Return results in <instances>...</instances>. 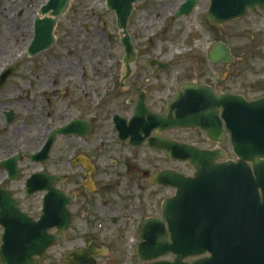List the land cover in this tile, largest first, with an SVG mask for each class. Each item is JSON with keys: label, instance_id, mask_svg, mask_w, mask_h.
Masks as SVG:
<instances>
[{"label": "water", "instance_id": "95a60500", "mask_svg": "<svg viewBox=\"0 0 264 264\" xmlns=\"http://www.w3.org/2000/svg\"><path fill=\"white\" fill-rule=\"evenodd\" d=\"M146 0H107L106 8L114 11L117 26L124 45L125 78L134 71L138 57L132 36L128 32L130 18L136 5ZM196 0H188L180 6L179 16L189 15ZM72 0H48L39 10L34 22V41L29 47V56L54 48L55 31L61 17L70 9ZM224 8L217 11L216 5ZM264 9V0H218L210 11L211 23H223L242 18L248 8ZM212 61L224 64L232 60L231 51L224 43L212 50ZM150 65H159L160 70L169 66L152 60ZM10 70L1 82L11 75ZM186 93L171 103L166 116L149 109L145 93L139 96L136 114L130 124L123 120L119 125L120 138L126 141L129 135L139 147L149 139L151 147L164 150L172 159L187 162L195 176L183 175L175 170H162L152 175L155 185L175 189L174 196L164 201L162 219L144 221L142 242L137 247L143 264H264V97L258 101H247L242 96H214L210 89L204 91V102L194 106L200 99L196 88L185 85ZM208 90V91H206ZM190 109H186V108ZM223 110L219 116V110ZM176 111L177 116L174 117ZM198 113V114H197ZM119 119V117H118ZM118 124H120L118 122ZM200 127L214 141H224L230 134L237 161L228 160L226 151L201 150L186 143L176 142L161 133L173 128ZM156 131L159 136H152ZM144 133V137L142 134ZM60 206L61 225L64 233L69 228L71 214L69 201ZM52 213V209H47ZM48 227L32 231L25 243L18 247L8 244V233L3 236L1 248L3 264H37L46 250L62 236H49ZM29 234V232H25ZM173 261L162 260L166 256ZM69 264H95L87 251H76L65 258ZM190 259H194L190 262Z\"/></svg>", "mask_w": 264, "mask_h": 264}, {"label": "rangeland", "instance_id": "374dc122", "mask_svg": "<svg viewBox=\"0 0 264 264\" xmlns=\"http://www.w3.org/2000/svg\"><path fill=\"white\" fill-rule=\"evenodd\" d=\"M47 1L0 0V71L2 68L14 67L12 82L22 91L28 88V83L35 86L27 92L34 101L40 99L44 82L55 79L67 87L73 81L74 90L78 97H82L85 116L91 113L92 105L97 106V101L101 104L98 107L101 131L112 112L131 108L128 99L137 102V96L142 92L146 94L147 104L152 110L165 112L171 103L172 93L185 80L194 78L200 82H214L218 73L217 76L224 74V84L228 86L248 82L255 79L256 75L264 77L262 50H258L261 53L257 61L253 62L249 61V51L237 49L236 63L223 69L213 68L206 61L209 49L217 40L225 41L235 48L236 45L249 41L240 38L246 39L251 32H261V26L251 29V20L245 18L240 22L225 24L220 27L219 32L215 30L210 33L204 18V5L197 13L198 17L191 14L189 17L176 19L177 4L183 0H146L135 6L128 32L132 36L138 57L133 74L128 79L125 78L124 46L120 42L122 36L117 26V17L114 11L107 10V0H72L69 11L57 23V42L54 48L32 58L28 56V47L34 40L33 24ZM152 60L171 66L160 71L158 67L150 65ZM237 70L243 74L236 73ZM242 94L248 96L252 92L248 90ZM167 135L179 137L181 141L193 140L185 131L179 133L174 130ZM200 143L203 141L200 140ZM107 147H104L103 159L98 161L104 170L106 201H113L115 207L121 203L125 212L124 220L128 215L127 210L131 205H136V201L140 204L147 202L150 206L148 213L160 217L164 201L173 196L174 192L166 187L151 188L147 185L146 188V182L133 175L129 179L124 178V158L115 150L106 149ZM222 149L229 152V158L236 159L231 144ZM141 155L139 164H146L152 172L164 169H174L187 175L193 172L187 163L172 161L164 153L151 150L146 154L141 152ZM117 212L120 213L118 210ZM100 219L101 217L87 219L85 223L99 232L105 243L109 244L106 235H118L115 229L122 236L117 238V242H110V252L99 258V264H140L136 244L128 231L123 229L125 223L115 227L109 224L110 231L113 232L108 234L104 233L106 223H97ZM67 236L68 239L61 243L63 249L54 248L50 251L48 260L38 264H68L63 256L76 244L81 245V242L77 240L73 243L76 237L74 232H68Z\"/></svg>", "mask_w": 264, "mask_h": 264}, {"label": "flooded vegetation", "instance_id": "af4514ba", "mask_svg": "<svg viewBox=\"0 0 264 264\" xmlns=\"http://www.w3.org/2000/svg\"><path fill=\"white\" fill-rule=\"evenodd\" d=\"M214 1L217 2L218 0H196L192 12L189 13V15L196 14L197 16L201 6L204 5V18L210 33H214L215 30L219 32L220 27L225 24L240 22L245 18L251 20V29H254V26H261L262 30L257 33L251 32L250 36H246V39L240 38L243 41H249L245 44L236 45L235 48L224 41L231 51L232 63L224 64L221 61H212V50L216 45L222 43L220 40H217L209 49L206 61L213 68L221 67L223 69L225 66H232L236 63L235 53L238 49L249 51V61L256 62L261 53L258 50H262L261 54L264 55V9L261 7L249 8L242 18L219 25L218 23H211L210 11ZM187 2L188 0H183L177 4L176 19L179 18L180 6ZM216 7L217 11H222L224 8L221 4L216 5ZM189 15L181 17L186 18ZM10 70H13V73L1 82L2 77ZM14 70L13 67L10 69L2 68L0 71V249L5 244L3 236L6 233H8V244L18 247L25 243L26 236L32 235V231L40 229L43 225L48 227L47 234L49 236L64 237L56 241L45 252L43 260L36 257L37 264L48 260L49 253L54 248L63 249L61 243L68 239V232H74L76 237L73 243L75 244L79 240L81 245L76 244L63 256L65 262H67L65 258L68 254L76 251H87L88 255L94 258L95 264H99V258L107 256L110 252V242H117V238L122 235L118 229H115L118 235L113 237L104 234L106 240L109 241V244L105 243L99 232L94 231L90 224L85 223L87 219L94 220L97 217H101L97 223H106L107 229L104 230V233L108 234L113 232L110 231L109 224L115 227L124 222L123 229L131 235L137 249L141 242L144 221L157 217L148 213L150 206L147 202L140 204L136 201V205H131L130 209L127 210L128 215L124 220L125 212L120 205L121 203L116 208L113 201H106L107 190L103 178L104 170L99 166L98 161L103 159L102 155L106 145L108 146L106 149L115 150L124 158L125 164L122 169L124 178L129 179L130 175H133L143 179L146 186L151 188L155 186L152 175L161 171L152 172L146 164H139L142 158L141 152L146 154L152 150L166 153L163 150L157 151L152 148L149 139L140 143L139 147L134 146L136 144L132 142L131 135L126 141H122L118 128L119 125L123 124V120L129 125L134 118L140 94L137 96V102L134 99H128L131 108L118 109L116 112H112L106 119L105 127L101 131L98 112V107L101 104L97 101V106L92 105L91 113L85 116L82 97H78L74 90L73 81L67 87L55 79L44 82L45 86L40 99L34 101L27 92L35 86L28 83V88L22 91L19 86L12 82ZM236 73L243 74L240 70H237ZM217 75L214 82H200L194 78L181 82L178 89L172 93L171 103L181 98L182 93H186L185 85L196 88L202 96L200 99H194V106H200L201 102H204L205 89H210V92L217 97L228 94L234 97L242 96L248 101L260 100L264 97V77L256 75L254 76L255 79L252 78L253 80L248 82H237L227 86L224 84V74ZM248 90L252 92V95L242 94ZM171 103L165 112L153 111L166 116ZM222 111V109L219 110V116ZM69 113H72L71 116ZM173 116H177L176 111ZM108 128L109 131L107 132ZM174 130L179 133L185 131L193 140L181 141L179 137H170L167 135L170 131L161 133V135L164 134V136L181 143L196 145L201 150L222 149L230 144L232 146L229 135L223 139L224 141H214L200 127L194 129L175 128L171 132ZM152 135L159 136L155 131ZM142 136H145L144 133ZM200 140L203 141L202 144ZM105 142L109 144L107 145ZM137 154L139 155L138 159ZM136 164L138 165L136 166ZM60 193L64 199L69 201L68 210L71 214L70 227L64 233L59 228L62 226L59 210L63 202L59 197ZM47 209H52V213H47ZM117 210L120 212L119 214ZM25 232H29V234ZM137 256L140 262V257ZM0 262L3 264L1 250ZM140 264L142 263L140 262Z\"/></svg>", "mask_w": 264, "mask_h": 264}, {"label": "bare ground", "instance_id": "6f19581e", "mask_svg": "<svg viewBox=\"0 0 264 264\" xmlns=\"http://www.w3.org/2000/svg\"><path fill=\"white\" fill-rule=\"evenodd\" d=\"M21 33V32H20Z\"/></svg>", "mask_w": 264, "mask_h": 264}]
</instances>
